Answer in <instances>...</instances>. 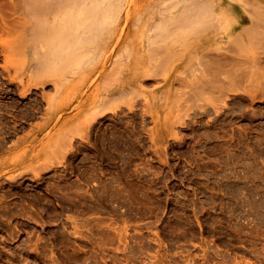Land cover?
<instances>
[{"label":"rangeland","instance_id":"rangeland-1","mask_svg":"<svg viewBox=\"0 0 264 264\" xmlns=\"http://www.w3.org/2000/svg\"><path fill=\"white\" fill-rule=\"evenodd\" d=\"M92 1L0 0V264H264V0Z\"/></svg>","mask_w":264,"mask_h":264},{"label":"bare ground","instance_id":"bare-ground-1","mask_svg":"<svg viewBox=\"0 0 264 264\" xmlns=\"http://www.w3.org/2000/svg\"><path fill=\"white\" fill-rule=\"evenodd\" d=\"M49 3H50V0H43V5H49ZM115 3H113V0H93L92 1V5H94V7H93V9L97 12V14H98V17H99V20H100V23L102 24V23H104V22H106L107 21V19L110 17V15H109V10L111 11L112 9H114L116 6H120V4H117L116 3V5H114ZM96 5V6H95ZM113 5V7H112V9L110 8V6H112ZM95 7H96V9H95ZM119 8V7H118ZM89 10V9H88ZM93 10V11H94ZM108 17V18H107ZM103 25V24H102ZM54 36V34L53 33H51V34H47V33H45L43 36H42V38L44 39V40H48L49 42L51 41V38H54L55 39V36ZM120 41V40H119ZM54 43H55V41H54ZM28 89V87H25L24 89H23V94L26 92V90ZM11 90H13V89H11ZM7 91V90H6ZM8 93V92H7ZM11 93V92H10ZM1 95V94H0ZM6 96V95H5ZM3 97V96H2Z\"/></svg>","mask_w":264,"mask_h":264}]
</instances>
